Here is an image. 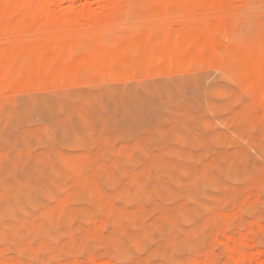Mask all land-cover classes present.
<instances>
[{
    "label": "rangeland",
    "instance_id": "rangeland-1",
    "mask_svg": "<svg viewBox=\"0 0 264 264\" xmlns=\"http://www.w3.org/2000/svg\"><path fill=\"white\" fill-rule=\"evenodd\" d=\"M13 1L0 264H264V0Z\"/></svg>",
    "mask_w": 264,
    "mask_h": 264
},
{
    "label": "bare ground",
    "instance_id": "bare-ground-1",
    "mask_svg": "<svg viewBox=\"0 0 264 264\" xmlns=\"http://www.w3.org/2000/svg\"><path fill=\"white\" fill-rule=\"evenodd\" d=\"M150 1V0H149ZM182 2L181 3H179L182 7H185L186 9H190V7L191 6H195V7H199V8H202V9H204V10H208V11H213L214 9H217V8H221L223 5H224V3H227V2H225L224 0H181ZM12 2H15V1H13L12 0ZM172 2H174V0H166V3L168 4V5H170ZM219 10V9H218ZM37 11H39V10H37ZM42 11V10H41ZM183 11H185L184 9H183ZM1 13V12H0ZM3 13V12H2ZM6 13V12H5ZM8 13V12H7ZM48 13V12H47ZM46 13V14H47ZM49 14V13H48ZM1 15V14H0ZM51 15V14H50ZM9 16V15H8ZM11 16V15H10ZM40 16V15H39ZM2 17V16H1ZM0 17V18H1ZM7 17V16H6ZM5 17V18H6ZM53 18V16H50V18H48L47 17V19L48 20H53L52 19ZM62 23V22H61ZM52 24H50V26H51ZM49 26V25H48ZM53 26V25H52ZM55 26V25H54ZM57 26L59 27V26H61V28L62 27H64V26H62L61 24L60 25H58V22H57ZM57 26H56V28H57ZM47 27V26H46ZM65 27H66V25H65ZM69 27V26H68ZM51 28H53V27H51ZM70 28V27H69ZM59 29H60V27H59ZM72 29V28H71ZM71 29H67V31L68 30H71ZM211 30H213V29H211ZM72 31V30H71ZM208 31H206V33H207ZM215 32V31H214ZM214 32H211V33H214ZM204 33V32H203ZM200 34H201V32H200ZM203 35V34H202ZM201 36V35H200ZM211 37V36H210ZM205 41V40H204ZM87 42V46L89 45V43H88V41H86ZM196 43V42H195ZM201 43V42H200ZM206 43V42H205ZM204 42L201 44V45H203V44H205ZM82 44H83V42H82ZM86 44V43H85ZM90 45H93L92 43H90ZM88 46V47H91V46ZM179 46H183V45H179ZM199 46V45H198ZM206 45H203V47H205ZM185 47V46H184ZM191 47V46H190ZM193 47H195V46H193ZM208 47V46H207ZM180 48V47H179ZM203 49V48H202ZM197 50H199V48L197 47ZM205 50V49H204ZM202 51V50H201ZM208 51V50H207ZM209 51H210V48H209ZM97 52H99V50L97 51ZM70 53V52H69ZM95 52H93V54H94ZM99 53H101V52H99ZM209 53V52H208ZM102 54V53H101ZM100 54V55H101ZM96 54H94V57H93V60L95 59V58H98L96 61L98 62V60H99V63H101V62H103V60L101 59V57H100V55H99V57H97V55L95 56ZM210 55H212V54H210ZM209 55V56H210ZM14 56V55H13ZM33 56V55H32ZM102 56V55H101ZM22 57V56H21ZM16 58V57H15ZM23 58V57H22ZM103 58V57H102ZM43 60H44V58H42L41 59V62L40 63H44L43 62ZM53 60V59H52ZM89 60V59H88ZM13 61V60H12ZM263 61V60H262ZM53 62V61H52ZM85 63H84V65H86L88 62L87 61H84ZM90 62H91V60H90ZM93 62H95V61H92L91 63H93ZM10 63V62H9ZM48 64H49V61L47 62ZM263 64H264V62H262ZM262 63H260L259 62V65L261 64L262 65ZM13 64V63H12ZM102 64V63H101ZM9 65V64H8ZM80 65V67H83V65L81 66V64H79ZM89 65V64H88ZM87 65V66H88ZM59 66V65H58ZM91 66V65H90ZM10 68H12V65H10V67H8V70H7V67L5 68L4 67V71L6 72H8V71H10L11 69ZM49 68H50V66H49ZM52 68V67H51ZM59 68H61L60 66H59ZM72 68V67H71ZM71 68H69V70L71 69ZM77 68V67H76ZM261 68H264V67H261ZM14 69L15 68H13V71H14ZM54 69V68H53ZM62 69V68H61ZM60 69V70H61ZM68 69V68H67ZM72 69H74V68H72ZM78 69V68H77ZM83 69V68H82ZM75 70V69H74ZM73 70V73L75 72ZM91 70V69H90ZM13 71H11V72H13ZM49 71V70H48ZM51 71V70H50ZM49 71V72H50ZM56 71V70H55ZM57 72V74H58V72L59 71H56ZM70 72V74H73L72 73V71H69ZM263 72H264V70H263ZM55 73V72H54ZM261 73V72H260ZM63 75V74H62ZM67 74L65 73V75L64 76H66ZM258 77V76H257ZM66 78H68V75L66 76ZM71 78V77H70ZM259 78V77H258ZM258 78H254V79H258ZM254 81V80H253ZM260 81V80H259ZM262 82H264V81H262ZM256 84V83H255ZM260 84V83H259ZM252 85H254V84H252ZM258 87V86H257ZM260 87V86H259ZM259 87H258V89H259ZM261 87H262V85H261ZM264 87H262V89H263ZM261 89V88H260ZM262 89L260 90L261 91V93H262ZM254 91H256V90H254ZM263 92H264V90H263ZM264 95V94H263Z\"/></svg>",
    "mask_w": 264,
    "mask_h": 264
}]
</instances>
